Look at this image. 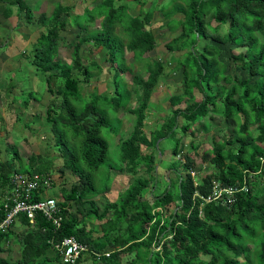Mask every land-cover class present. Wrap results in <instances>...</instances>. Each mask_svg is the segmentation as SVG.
Instances as JSON below:
<instances>
[{
    "label": "trees",
    "instance_id": "obj_1",
    "mask_svg": "<svg viewBox=\"0 0 264 264\" xmlns=\"http://www.w3.org/2000/svg\"><path fill=\"white\" fill-rule=\"evenodd\" d=\"M27 1L0 0V16L7 21L15 15L24 25L36 23L43 29L26 52L25 61L34 74L41 76L50 96L44 123L51 127L63 157L58 171L62 175L68 168L77 184L70 190L61 188L58 194H49L61 209L59 228L37 214L34 224L20 215L16 221L21 228L18 233L0 231V264H60L54 245L66 237L76 238L94 253L110 252L108 258L102 256L99 260L89 252L84 259L92 264H124L122 261L128 256L132 260L126 264H264V194L261 197L259 189L264 190V0H170L166 7H160L171 32L181 27L165 48L171 53L184 52L177 57L172 71H182L177 92L169 96L172 115L151 136L144 131L147 101L156 86L165 82V66L169 63L164 57L144 62V54L156 45L151 33L153 24L148 31L142 30L141 16L147 22L153 9L135 15L130 5H142L141 0H126L118 6L115 0H102L93 8L84 9L87 22L101 18L91 36L73 19L78 16H69L70 7L59 1L49 15L43 13L33 22L35 12ZM66 15L69 20L63 18ZM176 15L182 19H174ZM68 25L79 27L80 34L70 61H65L57 59V50L62 41L60 33ZM118 28H123L129 37H137L123 41L116 32ZM219 30L224 32L222 36L218 35ZM86 43L102 47L106 53L107 69L113 73L112 94L108 89L102 94L96 88L91 92L84 90L92 75L79 54ZM199 43L200 51L195 50ZM223 44L233 49L227 58L230 69L221 58ZM124 47L134 62H144L148 76L146 80L137 76L132 80L140 95L136 98L138 107L131 111L135 116L133 130L118 142L122 167L107 160L109 143L100 130L108 123L109 112L125 109L130 100L126 84L123 86L127 90L118 87L120 74L127 71ZM114 62L118 65L114 66ZM95 67L102 72L100 66ZM241 74L247 77L241 78ZM11 88L14 84L8 87L7 96ZM23 90L24 94L12 101L22 97L21 107L25 109L30 100L37 101V96ZM220 107L223 117L231 121L234 135L213 142V168L195 174L198 153L194 152L193 143L183 152L178 134L193 136L191 127ZM61 129L72 134L70 139ZM167 137L173 140L172 155L177 157V166L169 165L174 178H169L160 194H154L157 175L151 173L159 161L156 143ZM75 144L80 150L78 155L68 149ZM12 157L16 160L13 172L50 174L51 162L46 158L38 165L33 164L37 158L31 155L23 167L15 147ZM139 167L145 169L147 178L138 176ZM102 168L107 169V182L100 191L92 173ZM111 171H126L131 182L115 202L100 210L94 199L109 191ZM9 177L8 173H0V199L8 188ZM214 182L246 186L247 192L239 191L230 205L223 201L206 203ZM41 196V191L34 192L33 200ZM1 206L0 202V221L6 216ZM89 222L99 223L100 229L88 228ZM12 242L18 246L19 257L9 262L1 254L10 251Z\"/></svg>",
    "mask_w": 264,
    "mask_h": 264
},
{
    "label": "rangeland",
    "instance_id": "obj_2",
    "mask_svg": "<svg viewBox=\"0 0 264 264\" xmlns=\"http://www.w3.org/2000/svg\"><path fill=\"white\" fill-rule=\"evenodd\" d=\"M56 1H59L62 6L70 7L69 16L76 15L77 18L73 19L77 21L78 25L82 29L88 30L91 36H94V29H98L101 22V18L96 19L93 23L87 22V18L84 13V9L93 8L98 2L102 0H28V4L35 12L33 22L43 13L49 15L54 8ZM126 0H115V6L125 3ZM170 0H141L142 5L132 3V14H145L147 10L150 11L151 16L148 21H145L144 15L141 16L142 25L141 29L148 31V27L151 25V33L155 37L156 47L144 54V62L152 59H159L164 57L163 60L169 62L165 66L164 83H160L151 93V97L147 101V118L145 120L144 131L147 136H151L154 130H158L167 118L172 115L173 107L170 104L169 96L175 94L176 87L181 84L182 71L172 73L173 68L176 65V59L184 50H176L170 52L165 48V44L171 39L176 37L179 33V29L171 32L170 28L166 26V21L162 17V10L160 7H166ZM69 16H63L65 20H69ZM73 19L70 21L73 25ZM174 19H182L181 15H176ZM23 20V16H22ZM20 24V25H19ZM77 25V26H78ZM225 29V26H224ZM43 32V29L36 23L30 25H24L22 21H18L14 15L9 20H4L0 16V173L11 174L13 172L12 166H16V160L12 157V149L15 147L20 158V163L24 166L27 165V160L31 155H34L37 159L33 164L40 165L41 161L45 158L50 160L51 168L49 169L50 176L52 177L54 187L53 190H48L47 195L53 193H59L61 188L70 190L73 185L77 184L76 177L68 170L64 169L61 175L58 169L63 166V157L60 155V150L57 147L54 136L50 126L45 125V116L47 104L50 105V96L46 91V85L41 79L40 75L34 74L25 61L26 52L30 51L31 45L36 42L39 35ZM117 34L123 38V41L132 40L137 35L125 34L122 29H117ZM80 34L79 27H71L68 25L64 31L60 33L62 41L59 42V48L57 50V59L70 61L73 53V46L76 43ZM224 32L218 31V35L222 36ZM126 36V37H125ZM119 37V38H120ZM125 37V38H124ZM7 44V46L5 45ZM121 44L122 41H121ZM92 46V47H91ZM229 45H220L221 58L224 62L228 63V55L232 50ZM126 47H124L125 49ZM202 43H199L195 50L200 51ZM233 53V52H232ZM80 56H82L84 63L88 68L90 67L91 77L88 78V82L84 87V90L91 92L93 89L99 93H104L107 89L114 92L113 73L108 71L107 63L105 62L106 53L102 47L95 46L86 43L81 46ZM117 56V54L115 55ZM123 58L125 59L124 67L127 68L123 74H120L118 82L119 89L129 90L131 92L130 100L125 109L117 112H109L107 118L108 123L105 127L101 128V136H103L109 143V155L108 161L111 163L119 164L121 157V145L118 142L122 139H126L133 130V124L135 116L131 111L138 107L137 96L140 94L135 92V85L132 80L135 76L140 77L143 80L147 79V74L144 70V62H134L132 60L131 52H127L125 49L123 52ZM116 59V58H115ZM95 66H100L102 72H100ZM118 62H114V66H117ZM109 68V67H108ZM115 71V70H114ZM122 75V76H121ZM241 78H246V74H241ZM82 78V77H81ZM126 84L127 89L123 86ZM10 84H14V88L10 89L8 103L4 100L7 95V89ZM26 92H34L37 96V101L30 100L28 107L23 109L21 107V100L18 99L15 103V96H21ZM85 92V91H84ZM86 98L82 99V103H85ZM13 100V101H12ZM13 103V104H11ZM183 107L184 104L179 105ZM178 122L182 123L183 119L179 118ZM200 120L198 121L199 124ZM27 124L28 128L24 127ZM232 123L222 115V108L212 111L207 118L201 120V123L197 126H192L194 131L193 136L178 134L180 138V145L182 151L187 152L188 147L193 143L194 152L198 153L195 156L196 169L195 174H201L208 172L213 168V164L210 163L211 148L213 142H219L222 139L229 138L234 135V129H232ZM66 138L70 139L71 133L64 131ZM33 134V135H32ZM159 147L158 155L156 158L159 161L156 162V171L151 174H156V184L152 193L160 194L168 185L169 178H174V170H169V165L177 166V162L172 155L173 140L170 137L157 140L156 143ZM76 144L69 145L68 149L71 152H75L78 155L80 151ZM196 148V149H195ZM147 151H150L147 150ZM182 152V153H183ZM205 158L206 161H203ZM30 162V160H29ZM120 165V164H119ZM122 166V165H120ZM123 167V166H122ZM95 179V186L100 191L107 182V169L102 168L93 173ZM138 176L147 178L148 174L143 167L138 168ZM256 177V176H255ZM130 175L126 172L111 171V183L109 184V191L104 194H100L94 200L97 206L102 210V206L107 203L115 202L118 198V194L131 182ZM197 181V179H195ZM78 187V185H77ZM153 187V186H151ZM261 197H263L264 190L262 187ZM89 207V206H86ZM88 228H95L99 230V223H88ZM11 230L18 233L21 228L19 223H15ZM6 257L9 262H13L19 257V249L15 242L10 244V251L1 254ZM132 260V256H128L123 259L122 263L126 264ZM92 264V263H89Z\"/></svg>",
    "mask_w": 264,
    "mask_h": 264
},
{
    "label": "built area",
    "instance_id": "obj_3",
    "mask_svg": "<svg viewBox=\"0 0 264 264\" xmlns=\"http://www.w3.org/2000/svg\"><path fill=\"white\" fill-rule=\"evenodd\" d=\"M192 175L194 174L192 173ZM48 190H52V180L48 175L38 173L12 174L8 188L0 199L1 209L6 214L5 218L0 221V231L11 230L20 215L25 216L30 224H34L37 214H40L55 229L59 228L61 209L56 200L47 195ZM38 191L42 193L41 198L33 200V193ZM239 191L247 192V187L224 186L219 182H214L211 195L205 199V202L223 201L224 204L230 205L234 203L235 196ZM54 248L61 256L62 264H80L78 261L88 251L87 246L74 237L63 238L54 245ZM93 255L96 258L103 255L108 258L110 252H105L103 255L94 253Z\"/></svg>",
    "mask_w": 264,
    "mask_h": 264
},
{
    "label": "clouds",
    "instance_id": "obj_4",
    "mask_svg": "<svg viewBox=\"0 0 264 264\" xmlns=\"http://www.w3.org/2000/svg\"><path fill=\"white\" fill-rule=\"evenodd\" d=\"M14 173H18V172H12L11 174H10V176L12 175V174H14ZM23 174V173H22ZM39 174V173H38ZM42 175H48L50 178H51V180H52V177L50 176V174H42ZM9 179H10V177H9ZM54 187V183H53V180H52V190L53 189H55V188H53ZM76 239V238H75ZM81 243V242H80ZM82 244H84V243H82ZM84 245H86V244H84ZM87 246V245H86ZM88 248V247H87ZM55 249V248H54ZM89 252H91L92 253V255L94 254V252H92V251H90L89 250V248H88V251L83 255V257L78 261V263H80V264H89V263H92L90 260H85L84 259V257H86V254H89ZM98 254H101V255H103L104 253H100V252H97ZM59 254V253H58ZM104 256V255H103ZM59 257H60V260H61V256L59 255ZM93 257H95L94 255H93ZM100 257H102V256H100ZM96 258V257H95ZM107 258V257H106ZM100 258H96V260H99ZM60 264H62V262L60 261Z\"/></svg>",
    "mask_w": 264,
    "mask_h": 264
},
{
    "label": "crops",
    "instance_id": "obj_5",
    "mask_svg": "<svg viewBox=\"0 0 264 264\" xmlns=\"http://www.w3.org/2000/svg\"><path fill=\"white\" fill-rule=\"evenodd\" d=\"M4 100L8 103L9 101H8V98H7V95H5V97H4ZM11 104H13V103H11ZM48 105V104H47ZM33 135V134H32Z\"/></svg>",
    "mask_w": 264,
    "mask_h": 264
}]
</instances>
